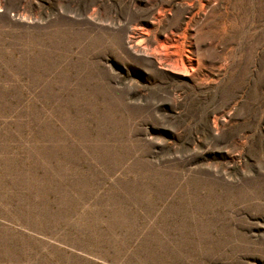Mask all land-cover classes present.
Listing matches in <instances>:
<instances>
[{
	"label": "rangeland",
	"instance_id": "obj_1",
	"mask_svg": "<svg viewBox=\"0 0 264 264\" xmlns=\"http://www.w3.org/2000/svg\"><path fill=\"white\" fill-rule=\"evenodd\" d=\"M0 264H264V0H0Z\"/></svg>",
	"mask_w": 264,
	"mask_h": 264
}]
</instances>
